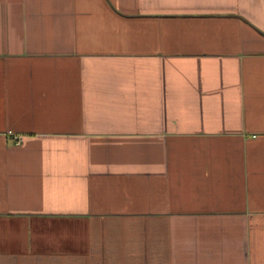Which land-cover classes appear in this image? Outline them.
I'll list each match as a JSON object with an SVG mask.
<instances>
[{
    "label": "crops",
    "instance_id": "0c3cea01",
    "mask_svg": "<svg viewBox=\"0 0 264 264\" xmlns=\"http://www.w3.org/2000/svg\"><path fill=\"white\" fill-rule=\"evenodd\" d=\"M0 264H264V0H0Z\"/></svg>",
    "mask_w": 264,
    "mask_h": 264
},
{
    "label": "built area",
    "instance_id": "2783aa9c",
    "mask_svg": "<svg viewBox=\"0 0 264 264\" xmlns=\"http://www.w3.org/2000/svg\"><path fill=\"white\" fill-rule=\"evenodd\" d=\"M15 139H16L15 145L19 144V142H20L19 138L17 137Z\"/></svg>",
    "mask_w": 264,
    "mask_h": 264
}]
</instances>
